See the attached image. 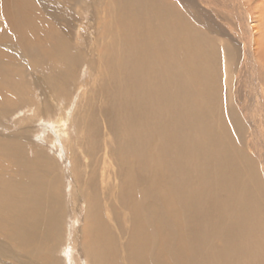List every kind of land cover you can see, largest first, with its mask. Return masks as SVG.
Listing matches in <instances>:
<instances>
[{
  "label": "bare ground",
  "instance_id": "bare-ground-1",
  "mask_svg": "<svg viewBox=\"0 0 264 264\" xmlns=\"http://www.w3.org/2000/svg\"><path fill=\"white\" fill-rule=\"evenodd\" d=\"M92 2L0 0V16L6 19L12 34L0 37V95L6 86L16 96L35 90L45 100L49 99L47 103H54L57 85L68 80L66 72L54 70L58 64L68 73L82 58L84 62L80 64L84 63L89 69L84 58L89 52L87 48H83L88 51L83 56L70 52L51 21L56 23L60 15L65 24H69L72 6L80 3L90 7ZM121 3L123 9L116 12L114 19L110 17L118 22L119 27L112 32L113 35L119 33V43L113 36L105 35V25L99 30V36L95 26L94 35L103 41L108 39L111 45L104 42L103 47H98L92 43V51L99 75L103 74L110 82L107 84L110 87L103 90L106 100L109 99L106 125L118 142L119 166H125L128 172L124 177L125 188L119 187L118 194L123 198L120 203L128 197L125 209L129 227L118 224L120 233L128 235V239L120 248L118 261L111 246L101 251L99 233L97 237L94 234L90 239L87 237L86 261L92 264L104 261V264H264L261 174L264 162H260V173L257 160L243 148L244 131L236 138L231 133V127L236 128L240 123L230 105V85L236 75L232 76L231 68L232 74L228 72L225 62L224 74L221 72L225 90L221 88L223 85H215L210 76L216 68L207 63L208 59L215 58L214 50L209 53L203 48L199 29L187 22L176 4L164 0ZM103 16L106 19V15ZM103 18L98 16L96 24L101 25ZM252 30L255 32V28ZM86 34L93 35L89 31ZM88 36L93 42L95 36ZM253 46L252 59L261 61L259 53H264L261 41L255 39ZM221 50L225 57L226 49L221 47ZM7 54L12 64H6ZM260 63L264 66L262 61ZM71 64L74 65L69 66ZM24 74L31 78H27L29 86L21 80ZM36 74L41 75V80L35 78ZM255 82L258 91L255 93L258 98H255L264 102V87L258 78ZM16 99L17 102L19 98ZM40 115V119L50 118L44 109L36 114ZM62 125L61 131L65 129ZM6 136L0 134V156L3 158L0 159L3 163V168L0 167V230L8 244L14 243L24 253L32 246L31 256L41 261L50 248L48 239L58 232L43 205L50 204L49 198L61 201L58 182L46 174L43 162L29 158L31 155L16 138ZM134 172L146 185V192L136 194ZM147 200L148 204L144 203ZM113 214L116 216V212ZM88 228V224L83 228L86 235L90 234ZM103 241H106L104 237Z\"/></svg>",
  "mask_w": 264,
  "mask_h": 264
},
{
  "label": "rangeland",
  "instance_id": "rangeland-1",
  "mask_svg": "<svg viewBox=\"0 0 264 264\" xmlns=\"http://www.w3.org/2000/svg\"><path fill=\"white\" fill-rule=\"evenodd\" d=\"M92 1L94 3L92 2V6L90 7H84L83 4H80L81 2L76 7L72 6L74 9L71 10L69 24H65L60 15L56 23L51 21V24L54 26V31L59 30L67 46H69L70 52H75L83 56V53L86 54L89 51L86 57L84 55L89 69L86 68L87 66L84 67V63L80 64L84 62L82 58L80 63L72 67V71L69 70L68 73L64 67L63 69L58 64L54 70L57 69V72L60 70L59 73L66 72L67 78L64 77V79L66 78L68 80H65L66 82L62 85L55 84V86L57 85L55 91L58 94L53 90L55 92L54 103L53 101L47 103L46 101H49V99L45 100L35 90H30L28 91L29 94H23V96L17 95V97L6 86L5 91L0 95V97L2 95H8L6 97L8 98L7 100L3 96L2 99L0 98V103L4 105H0V134L7 135L6 137H9V139H12V137L16 138L23 148H25L28 155H31L29 158L35 157L37 158L36 160L39 159L43 162L42 166H45L46 174L52 177L51 180L56 181V183L58 182L57 187L59 188L58 192L61 198L60 202L56 199L49 198L50 204H43L45 214L52 216L54 220L53 226L58 231L57 234L52 233V236L49 238L50 240L48 239L47 244L50 248L45 253L43 252L44 254L42 253L43 260L37 261L31 256L32 246L31 248L27 247L26 253H24L20 248L15 247L14 243L8 244L4 239L2 230H0V264H92L90 261H86L87 256L85 253L87 251H85L84 245L87 244V237L90 239L94 235L96 236L97 233H99L98 236L102 239V242H100L102 246H100L101 251L104 247L111 246L117 253L116 259L120 261L122 246L128 239V235L121 234L118 227V224H121L123 227H129L128 211L125 209V204L128 203V197L121 203L119 201H122L123 198L118 197L119 187L125 188L124 177L128 175V172L125 166H119V161L117 160V156H119L117 153L118 142L113 138L112 130H109L106 125L107 118L105 117V112L109 106V99L106 100V95L103 90L110 87L107 85L110 82L106 76L103 77V74L99 75L98 66L94 65L95 59L93 57L94 52L92 51V43L98 47H103L104 42L111 45L108 39L105 41L98 39L99 32L103 29L104 25L105 35L113 36L115 41L119 43V33L113 35L112 32L113 28L119 27L118 22L113 21L110 17L114 19V16L117 14L116 12L123 9L121 1H125L126 3V0ZM164 1L176 4V7L181 10L187 22L191 23L197 30L199 29L198 32H200L203 38L202 46L205 50L209 51V53L214 50L215 55L213 56L215 58L212 55H208V58L212 57L213 60L211 61L207 58V63L210 67L216 68L213 71L215 74L213 73L210 76L215 80V85L217 84L219 86L221 84L223 85L221 88L223 87V90H225L224 79H221L224 77L223 69L225 62L227 63V67H229L228 72L231 68L233 74L231 71L230 73L232 76H237L232 77L230 85L232 96L230 105L236 112L235 119L240 121V123L238 122L236 128L231 127V133L236 138L238 134L242 135L244 131L242 135V139L245 141L243 148L246 154L254 157L255 161L257 160L256 163L261 173L262 167H260V162H264V102L262 101L263 99H257L258 94L255 93H258V91L256 90L257 85L255 84L257 83L255 80L258 78L259 83L264 87V66L260 63L261 61L264 63V53H259L261 61L258 60L257 62L252 59V52L255 39L260 40L264 47V0ZM116 2H120V4H117L118 8ZM63 9L65 10V8ZM82 11L85 14L82 15ZM104 14L106 15V19L103 18ZM98 16L103 18V22L100 23L102 26L96 24ZM5 20L0 16V37L3 35L12 36L11 29L7 27V21L5 22ZM95 26L98 27V36L94 35ZM252 28H255V32ZM87 30L93 34H90L91 38L95 36L93 42L86 37L88 36L86 34L88 33ZM76 31L79 33L77 34ZM85 44H87L86 47ZM221 47L226 49L225 57H222ZM83 48H87L86 50L88 51L83 50ZM90 52L93 54H90ZM254 52L257 56L258 51L255 49ZM7 57L5 59L6 64H12L11 56L7 54ZM43 59L45 60V58ZM73 65L71 64L69 66ZM56 74L54 75V79ZM71 75L72 77H70ZM35 76L38 80L42 78L39 74ZM21 77V80H24V83H26L25 86H29L28 83L31 78L27 77V75ZM51 80H53L52 77ZM2 88H4V85ZM16 98H19L17 102ZM56 99L58 100L56 101ZM4 100L7 102L6 105V102H3ZM25 101L27 104L24 103ZM29 101H32V104ZM35 106L38 108L36 109ZM38 109H44L50 114V118L45 120L43 118L40 119L42 115L39 117L36 116L39 112ZM61 125H65L63 127L65 129L62 131ZM252 142L254 143L252 144ZM0 159L2 160L3 158L0 156ZM0 167L3 168V163H0ZM118 168L119 172H117ZM261 174L263 175L262 183L264 184V172ZM132 175L137 179L139 174L134 172ZM136 187L138 190L136 194L146 192V185L139 179L136 180ZM140 188L143 190L140 191ZM92 201H95V204L91 203ZM144 203L148 204V200L144 201ZM114 212H116V216H114ZM88 221L90 224L87 223ZM86 224H88L91 235L83 233V228L86 227ZM92 227H94L93 230ZM103 237L106 241H103ZM104 263L105 261L101 264Z\"/></svg>",
  "mask_w": 264,
  "mask_h": 264
}]
</instances>
